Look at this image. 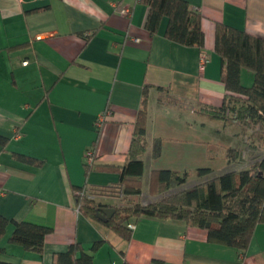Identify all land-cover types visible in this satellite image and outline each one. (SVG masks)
Segmentation results:
<instances>
[{
    "label": "crops",
    "instance_id": "1",
    "mask_svg": "<svg viewBox=\"0 0 264 264\" xmlns=\"http://www.w3.org/2000/svg\"><path fill=\"white\" fill-rule=\"evenodd\" d=\"M187 1L203 17V50L167 39L166 17L151 34L149 7L141 1L0 0V136L8 140L0 145V215L10 221L0 239V262L53 264L55 255L78 243L94 264H264V223L241 256L209 242L204 229L174 220L139 219L126 241L75 203L74 187H118V173H86V154L94 149L97 165L121 168L128 162L146 86L142 177L146 158L158 163L154 170L210 167L220 174L230 167L234 125L202 111L219 107L228 94L215 52L216 26L264 38V0ZM119 8H127L130 17ZM203 51L208 63L201 70ZM241 77L252 85L251 72L243 70ZM157 139L162 148L156 159ZM16 154L43 164H26ZM96 201L119 204L112 196ZM14 221L51 228L42 253L10 242ZM96 243L101 245L94 250Z\"/></svg>",
    "mask_w": 264,
    "mask_h": 264
},
{
    "label": "trees",
    "instance_id": "2",
    "mask_svg": "<svg viewBox=\"0 0 264 264\" xmlns=\"http://www.w3.org/2000/svg\"><path fill=\"white\" fill-rule=\"evenodd\" d=\"M141 2L149 7L146 29L151 34L157 32L162 19L166 17L167 39L183 46L204 49L205 34L201 26L203 17L191 10L187 0H141ZM215 52L222 61V82L228 94L219 107L204 108L203 113L212 119L223 120L229 124L249 128L260 125L264 128V38L218 23ZM243 70L253 74L251 86L242 83ZM149 88L146 86L142 92L128 162L121 168L85 163L87 174L94 170L118 173L117 188H120L126 197L142 194L144 172L142 156L147 149L145 136ZM7 143L8 140L0 136V145L4 147ZM153 148V156L159 157L162 140L157 139ZM16 157L26 164L36 166L43 164L41 159L32 156L16 154ZM238 158L240 152L235 149L228 150L229 166ZM195 172L198 179H207L184 188L191 171L153 170L150 193L154 197L162 196L154 203L104 205L94 200L89 190L74 187L75 203L83 215L102 222L126 241L131 240L133 233L126 226L129 222L142 218L174 220L204 229L209 242L235 248L241 256H245L256 228L264 223V158L253 157L250 167L240 171L226 170L217 174L210 167H201ZM177 188L182 189L170 193ZM109 207L114 208L115 213L107 222H103L99 219L98 213L101 208ZM9 223L8 219L0 215V239L5 235ZM13 223L15 231L10 242L22 246L25 250L42 253L45 238L51 232V228L27 221ZM100 245L101 243H96L93 249L97 250ZM53 264H94V259L93 256L84 253L82 246L77 243L67 252L55 255Z\"/></svg>",
    "mask_w": 264,
    "mask_h": 264
},
{
    "label": "rangeland",
    "instance_id": "3",
    "mask_svg": "<svg viewBox=\"0 0 264 264\" xmlns=\"http://www.w3.org/2000/svg\"><path fill=\"white\" fill-rule=\"evenodd\" d=\"M234 125L233 131L235 135V143H232L229 149H235V151L240 152V158L234 164H232L227 170H236L240 171L243 169H248L252 163L253 157H263L264 158V143H262L264 139V128L260 125H257L256 127H242L238 124H230ZM232 134V132H231ZM232 141H230L231 143ZM258 149H254L252 147H259ZM227 149V153L228 150ZM158 158V157H157ZM156 158V159H157ZM171 159L170 157H164L161 161L168 162ZM145 174L144 177H142V181H144V191L142 189L141 196H134V197H126L123 194V191L120 188H114V189H108V190H102L98 192H92L89 191L91 197H93L94 200H97L100 196H112L115 198H118L119 204L117 206H128L134 203H142L144 205L154 203L159 201L162 196H152L150 193V185H148V182L151 179V173L154 170L153 168L157 167L158 163L154 162L150 158L145 159ZM156 163V165H154ZM162 163V162H161ZM153 169V170H152ZM226 171V170H225ZM223 171V172H225ZM221 172V173H223ZM209 178V177H208ZM204 179H198L197 173L195 171H191L190 176L188 178V183L184 186V188H188L193 186L194 184H197ZM149 186V188H148ZM182 188H177L170 193H174L177 190H180Z\"/></svg>",
    "mask_w": 264,
    "mask_h": 264
},
{
    "label": "built area",
    "instance_id": "4",
    "mask_svg": "<svg viewBox=\"0 0 264 264\" xmlns=\"http://www.w3.org/2000/svg\"><path fill=\"white\" fill-rule=\"evenodd\" d=\"M136 1L140 2L141 0H136ZM117 12L123 16H126V17H130V13H131L127 8H119V9H117ZM27 63H28L27 61L23 62V64H25V65ZM207 63H208V56H207V53L203 51L201 53V57H200V69L203 70L206 67ZM86 160H87L88 164L94 163L95 160H94V152L93 151L87 152ZM77 209H78V207H77ZM126 226L128 229H130L132 231L135 230V228H136V224L134 222H129L126 224Z\"/></svg>",
    "mask_w": 264,
    "mask_h": 264
},
{
    "label": "water",
    "instance_id": "5",
    "mask_svg": "<svg viewBox=\"0 0 264 264\" xmlns=\"http://www.w3.org/2000/svg\"><path fill=\"white\" fill-rule=\"evenodd\" d=\"M115 213L114 208H101L98 217L101 219L103 222H107L110 218H112L113 214Z\"/></svg>",
    "mask_w": 264,
    "mask_h": 264
}]
</instances>
